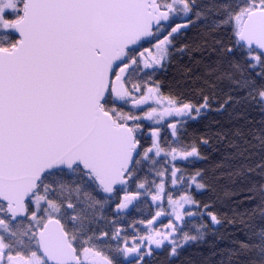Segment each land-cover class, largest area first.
Wrapping results in <instances>:
<instances>
[{
	"label": "snow or ice",
	"instance_id": "snow-or-ice-1",
	"mask_svg": "<svg viewBox=\"0 0 264 264\" xmlns=\"http://www.w3.org/2000/svg\"><path fill=\"white\" fill-rule=\"evenodd\" d=\"M0 264H264V0H0Z\"/></svg>",
	"mask_w": 264,
	"mask_h": 264
}]
</instances>
